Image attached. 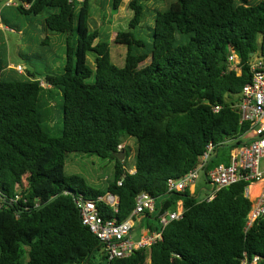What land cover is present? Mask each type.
Wrapping results in <instances>:
<instances>
[{"label": "trees", "instance_id": "1", "mask_svg": "<svg viewBox=\"0 0 264 264\" xmlns=\"http://www.w3.org/2000/svg\"><path fill=\"white\" fill-rule=\"evenodd\" d=\"M121 2L112 0L111 10ZM16 3L21 15L43 17L44 29L66 35L67 62L45 77L48 89L37 72L22 80L0 61V264H241L244 255L264 264V215L247 230L250 183L222 189L212 201L167 186L194 169L209 145L207 169L229 165L231 152L244 145L237 139L249 125L240 124L233 105L252 80V56L264 59V0H175L156 10L144 34L146 9L133 0L128 30L113 41L127 48L122 68L112 62L109 35L90 26L91 0ZM231 51L241 75L228 69ZM55 95L62 99L60 137L41 124V109ZM128 140L137 145L134 173L124 168L126 149L119 150ZM72 154L115 163L106 190L66 176ZM108 193L118 197L117 211L98 201ZM142 193L160 203L154 220L180 201L184 216L150 229L161 233L150 248L109 261L77 203L95 202L104 220L123 222Z\"/></svg>", "mask_w": 264, "mask_h": 264}, {"label": "built area", "instance_id": "2", "mask_svg": "<svg viewBox=\"0 0 264 264\" xmlns=\"http://www.w3.org/2000/svg\"><path fill=\"white\" fill-rule=\"evenodd\" d=\"M79 1L85 2L86 0ZM15 2L16 0H10L7 5L11 6ZM252 57L248 64L252 80L244 86L238 102L233 105L240 116V124L249 125L248 131L237 139V141H242L244 145L232 151L229 165L221 164L207 169L214 151V146L209 145L206 153L194 169L179 179L169 180L167 184L168 192L184 193L196 184L203 172L212 186V191L203 198L207 201L214 200L217 193L222 189L240 182L251 184L247 189L248 197L250 187L260 185L261 191L252 201L253 206L248 217L247 230L264 215V59L259 53ZM228 69L241 75V61L234 51H231L229 55ZM16 70L20 74H24L26 71L22 66H18ZM220 110V107L215 108V112ZM123 148L120 146L119 150ZM121 184L120 182L119 185ZM98 201L117 211L118 197L108 193L106 196L100 197ZM77 204L83 224L105 245V254L109 261L127 258L139 249L150 248L161 239V233H155L139 240L132 238L135 218L147 212L154 213L156 211L155 200L147 194L142 193L137 197L134 211L123 222L104 220L100 216L95 202L78 201ZM183 216L184 208L181 211L158 215V221L160 227L164 229L171 222L181 220ZM259 260L258 257L250 260L244 255L241 264H259Z\"/></svg>", "mask_w": 264, "mask_h": 264}, {"label": "rangeland", "instance_id": "3", "mask_svg": "<svg viewBox=\"0 0 264 264\" xmlns=\"http://www.w3.org/2000/svg\"><path fill=\"white\" fill-rule=\"evenodd\" d=\"M10 0H0V28L3 29L2 35L0 37V61L4 65L10 64L15 67L17 71L18 66H22L26 69L24 74L16 72V77L24 80L27 78L28 72H37L39 79L43 81V86L46 88L48 85L45 83V77L50 73H60L64 66L66 65V35L58 34L49 31L48 29H43L38 26V23L43 17H26L21 15L15 6H8ZM95 0L92 1L91 7H93ZM16 5L18 3H15ZM257 3H252L255 5ZM4 5V7H3ZM109 10V8H107ZM109 14V13H108ZM112 18L115 19L116 15L119 16L120 11H112L110 13ZM131 11L129 10L128 18L123 19L122 23L117 25L113 31H109L108 35L111 36L112 42L116 37V33L119 31H127L129 27V22L131 20ZM110 16V15H109ZM5 20L11 24L15 30H7L6 26L1 20ZM122 19V18H121ZM44 20V19H43ZM147 24L153 19L149 18L147 15ZM95 21V22H94ZM42 22V19L40 23ZM100 17L96 11L95 15L93 13L92 20L90 21V26L92 30L93 25L100 24ZM123 24V25H121ZM37 25V26H36ZM106 25V24H105ZM31 26V28H30ZM38 27L36 33L32 32V29ZM105 26H95L99 29L101 33L106 32ZM5 29V30H4ZM43 29V30H42ZM18 30H23L25 36H22ZM35 30V29H33ZM145 30L150 33V29L145 28ZM46 44H43L44 40ZM111 42V55L112 62L119 68L125 65V56L127 53V48L125 46L116 45ZM120 49V50H119ZM125 53V54H124ZM25 56V57H24ZM26 56H32V59H27ZM91 57V56H90ZM150 60L142 63L138 68H143L148 65ZM94 78L91 79L93 81ZM54 93L57 92L56 89L53 90ZM50 107L47 109H41L43 114L42 126L54 137H60L62 135L63 128V114H62V99L59 96H54L49 102ZM127 152L128 159L124 156L122 161L124 162V168L128 172L134 171L135 157L137 155V145L135 140H128L122 145ZM115 163L109 160H103L94 155H69L66 161L65 174L67 177L80 176L84 178L89 185L95 187L99 190H106L108 186V180L112 181L114 179ZM196 195H201L200 198H205L212 191V186L206 179L205 174L202 172L200 178L196 182ZM260 186L253 187L250 192L249 199L253 201L255 197L260 193ZM135 235L139 234V230L134 232Z\"/></svg>", "mask_w": 264, "mask_h": 264}, {"label": "crops", "instance_id": "4", "mask_svg": "<svg viewBox=\"0 0 264 264\" xmlns=\"http://www.w3.org/2000/svg\"><path fill=\"white\" fill-rule=\"evenodd\" d=\"M92 1L93 0H91V4H92ZM111 1L112 0H95V3L93 5V7H91V16L93 15V13L95 15V11H96V15L98 13V15L100 17V20L103 21V22H101L98 25H93L92 24V26L94 28L93 30L97 29V28H95V26L96 27L97 26L98 27L99 26L102 27V25H104L105 26L104 28H106L107 31L106 32H103V36H107V34L109 33V31L111 32L115 28H117V25H119L118 22L119 23H122L123 22V19L126 20L128 18L129 10H130L129 7H128V5L133 0H122L121 5H120L119 10H118V11H120V14H119V16L116 15V18L115 19H113L112 18V15L110 14L112 12L111 7H110ZM174 1L175 0H140L141 4L144 5V7L146 9V14L149 15V18L150 19L151 18L153 19L151 21L153 24H154V15H155L156 10L165 11L166 9H168V7ZM260 1H262V0H250L251 4L252 3H258ZM15 3H14V6H16ZM3 7H4V5H3ZM107 8H109V10H107ZM131 13L133 14L132 11H131ZM130 17L132 19L133 15H131ZM41 19H40V21H41ZM1 21L3 22V19ZM40 21L38 23V26H40L41 28L44 29V27L42 26V22L40 23ZM121 25H123V24H121ZM143 27H144V30L142 31V33L144 34V33H147V31L145 30V28H150L152 26H151L150 23L147 24V20H146L145 23L143 24ZM7 28L10 29L9 27H7ZM30 28H31V26H30ZM33 29H35V30H33ZM33 29H32V32L36 33V31L38 30V27H35ZM2 32H3V29L0 28V37L3 36L2 35ZM18 32L22 36H25V32L23 30H18ZM116 35H117V33H116ZM109 37H110V40H111V36L110 35H109ZM111 42H112V40H111ZM7 68L8 69L15 70V67L13 65H10V64H8ZM42 85H43V83H42ZM47 88L49 89L50 86H48ZM231 154H232V152H231ZM134 172H135V170L133 171V173ZM195 185L191 186L188 189V191L190 192L191 195L200 198L201 195H198V196L196 195V187H195ZM257 186H260V185H253V186H251L249 192H251V190L253 189V187H257ZM249 196H250V194H249ZM200 199L203 200V198H200ZM155 208H156V211L154 213L147 212V214H149L150 216L147 215V214H144V215H141V216L135 218V220H134V227H133V231H132V238H133V240H139L141 238L151 236V235L155 234V232H151L150 229H154L155 230L156 228H159L160 227L159 222L156 221V220H154V217L156 216V214L158 213V211L160 209V203H159V201H155ZM182 208H184L183 207V202L180 201V202H178L177 207H176V210H174V212L181 211ZM166 213H168V212H166ZM136 230H139V234L138 235H135L134 234V232Z\"/></svg>", "mask_w": 264, "mask_h": 264}, {"label": "water", "instance_id": "5", "mask_svg": "<svg viewBox=\"0 0 264 264\" xmlns=\"http://www.w3.org/2000/svg\"><path fill=\"white\" fill-rule=\"evenodd\" d=\"M125 154L123 152L120 153V160L124 159Z\"/></svg>", "mask_w": 264, "mask_h": 264}]
</instances>
